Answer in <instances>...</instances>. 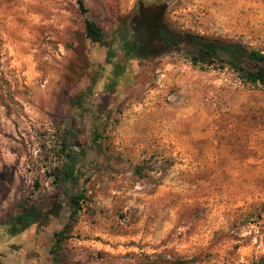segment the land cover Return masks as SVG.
Instances as JSON below:
<instances>
[{
	"label": "rangeland",
	"instance_id": "obj_1",
	"mask_svg": "<svg viewBox=\"0 0 264 264\" xmlns=\"http://www.w3.org/2000/svg\"><path fill=\"white\" fill-rule=\"evenodd\" d=\"M140 1L264 53V0H0V264H54L61 231L58 264L264 260V89L187 46L130 59ZM26 206L40 220L10 236Z\"/></svg>",
	"mask_w": 264,
	"mask_h": 264
},
{
	"label": "trees",
	"instance_id": "obj_2",
	"mask_svg": "<svg viewBox=\"0 0 264 264\" xmlns=\"http://www.w3.org/2000/svg\"><path fill=\"white\" fill-rule=\"evenodd\" d=\"M80 12L86 13L82 0H77ZM165 4L145 5L139 2L136 14L130 20L131 35L126 38L123 48L132 60L154 59L167 55L180 46L191 48L190 62L201 70H228L236 76L241 84L264 89V53L247 46L209 39L198 35L182 33L171 29L164 21ZM85 38L93 43L104 45L103 33L93 22H84ZM114 57L109 52V58ZM79 146V145H78ZM81 196L71 198L72 211L70 220L80 211ZM59 205L51 208L55 214ZM41 212L34 207H24L18 218L8 227V234L15 236L36 224ZM65 237L63 231L54 234V243L50 250L53 263L58 264L57 256ZM256 264H264V260Z\"/></svg>",
	"mask_w": 264,
	"mask_h": 264
}]
</instances>
